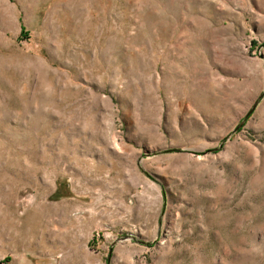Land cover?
<instances>
[{
	"label": "rangeland",
	"instance_id": "374dc122",
	"mask_svg": "<svg viewBox=\"0 0 264 264\" xmlns=\"http://www.w3.org/2000/svg\"><path fill=\"white\" fill-rule=\"evenodd\" d=\"M0 264H264V0H0Z\"/></svg>",
	"mask_w": 264,
	"mask_h": 264
}]
</instances>
